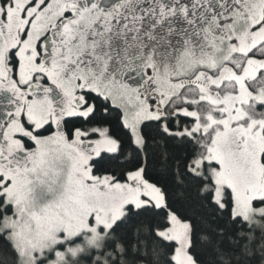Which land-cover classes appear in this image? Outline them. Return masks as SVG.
<instances>
[{
	"label": "snow or ice",
	"instance_id": "1",
	"mask_svg": "<svg viewBox=\"0 0 264 264\" xmlns=\"http://www.w3.org/2000/svg\"><path fill=\"white\" fill-rule=\"evenodd\" d=\"M0 264H264V0H0Z\"/></svg>",
	"mask_w": 264,
	"mask_h": 264
}]
</instances>
